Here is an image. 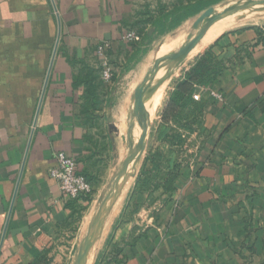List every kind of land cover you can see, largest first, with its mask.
<instances>
[{"label": "crops", "instance_id": "obj_1", "mask_svg": "<svg viewBox=\"0 0 264 264\" xmlns=\"http://www.w3.org/2000/svg\"><path fill=\"white\" fill-rule=\"evenodd\" d=\"M138 8L137 0H0V264H32L33 250L48 252L50 264L76 263L94 208L65 195L50 171L65 152L94 202L110 186L111 146L120 125L134 122L136 95L125 82L163 37L149 25L150 41L126 40ZM213 52L223 70L197 90L196 163L157 215L113 207L87 264H264V26L223 36ZM92 86L103 139L84 115Z\"/></svg>", "mask_w": 264, "mask_h": 264}, {"label": "rangeland", "instance_id": "obj_2", "mask_svg": "<svg viewBox=\"0 0 264 264\" xmlns=\"http://www.w3.org/2000/svg\"><path fill=\"white\" fill-rule=\"evenodd\" d=\"M188 1L191 0H137L139 8L136 13V21L144 22L145 20H149L150 17L155 16L161 10H171L177 5L187 3ZM243 1L260 2L264 0H219L197 16L188 19V22L186 21L187 23H184L176 31L168 33L167 36L156 38V42L150 47V51L152 52L147 60V68L144 69L142 73L138 72L132 79H128L125 82V84L129 83L134 87L133 96L137 94L139 85L143 83L147 74L155 68L160 57L168 54L167 52L170 54L174 53V55L178 54L179 50L197 36L200 30L204 26H207L214 17L234 8L237 3L243 4ZM210 8L214 9V13L207 16L200 26L195 29L194 24L198 18ZM221 23L220 25L210 27L203 37L204 41L208 43V47L200 55L192 59L187 58L186 61L168 77L167 75L176 63V59H170L161 67L159 75H157L159 77L157 80L159 81L164 77H166V79L163 82L155 84L148 93L149 103L144 114H139L140 118L136 117L134 107L131 116L128 117L129 121L134 120V122L120 125V133L116 137V146H111V153L116 155L117 173L110 186L106 189L105 194H103L97 202H94L93 199V202H91L92 204L89 203L94 208V211L92 209L90 216L84 221L82 230L83 239L87 234L92 220L102 210V203L115 191V178L125 158L135 151L144 127L147 128V134L141 145L138 156L133 161L137 166V175L134 178H129L130 180H128V182H130V188L123 190V195H121L122 198H119V202L116 204L117 208L114 209L117 210V212L122 207H125L130 215L143 209L148 211L151 210L152 216L157 215L161 208V204L170 196L167 195L168 192L166 191L168 181L173 179L175 184L177 182L179 184L180 180L183 178L182 174L188 172V167L193 164L195 159L197 160V137L194 139L192 135L199 134L202 122L201 119H192L193 115L197 113L196 108H194L196 106L181 112L185 120L181 123H176L173 119H170L169 122H163V112L166 104L169 102L171 94L178 82L184 78L197 59L207 49L213 48L220 38L235 31L264 26V5L253 6L251 9L235 13L227 17V19ZM140 27L142 26L139 25L137 28L140 30ZM175 35L177 36L174 37ZM171 36L175 39V43L167 45V41L165 42V40L168 37V39H170L168 43L174 42ZM158 95L160 98L159 102L157 101ZM187 125L189 128H186ZM96 128L98 129V137L103 139V134L108 132V126L105 127V124L98 123ZM126 134L129 138L125 137V139H123L122 136ZM181 175L182 178L180 177ZM118 180H120V178ZM112 199L113 198H111V200ZM94 205L96 207H94ZM112 211L113 209H111L110 212ZM79 215L82 217L85 214Z\"/></svg>", "mask_w": 264, "mask_h": 264}, {"label": "trees", "instance_id": "obj_3", "mask_svg": "<svg viewBox=\"0 0 264 264\" xmlns=\"http://www.w3.org/2000/svg\"><path fill=\"white\" fill-rule=\"evenodd\" d=\"M219 0H191L187 3H182L177 5L171 10H161L155 16L145 20L144 22H134V28L137 30L135 32L139 38L143 40L150 41L152 36L147 30L149 25L155 28V33L159 36H164L173 30L180 27L188 19L197 16L201 12L205 11L210 5L218 2ZM141 25L139 30L137 27ZM223 70V65L218 61L217 56L213 52V48L207 49L195 62L193 67L186 73L184 78L178 82L173 93L171 94L169 102L163 112V122H169L173 119L176 123H181L185 119L182 117L181 112L186 109H191L197 104V101L193 98L194 94L199 88H208L213 83L217 81V78ZM95 78V77H94ZM95 80V79H94ZM94 80H91L94 81ZM97 88L92 86L89 91V99H92L93 104L91 106L87 105L84 109V115L86 117L87 125L92 128L97 127L100 123L94 117V110L96 109L97 101ZM196 115H193L192 119H201L203 115V108L201 106H196ZM195 111V112H196ZM186 128H189L187 125ZM196 159L193 163H196ZM188 172L182 174L183 178L187 176ZM182 175L180 176L182 178ZM182 178V179H183ZM181 179V180H182ZM181 180L175 184L173 179L168 181L167 192L172 195L181 185ZM93 194H89L81 197L80 199L86 203H91L93 201ZM81 214V210L79 211ZM34 261L32 264H50L48 258V252L32 251Z\"/></svg>", "mask_w": 264, "mask_h": 264}, {"label": "water", "instance_id": "obj_4", "mask_svg": "<svg viewBox=\"0 0 264 264\" xmlns=\"http://www.w3.org/2000/svg\"><path fill=\"white\" fill-rule=\"evenodd\" d=\"M258 5H264V1L260 2H245L243 1V5L240 9L238 10H229L227 12H224L216 17H214L208 24L207 26H204L200 32L195 36L191 41H189L186 45H184L178 52V54H165L162 57L159 58V61L156 63V66L153 70H151L145 80L143 81L142 84L139 85L137 89V94H136V104H135V111L136 115L139 117V114L143 115L146 108H148V103H149V92L151 91L152 87L155 84H158L160 82H163L166 77L160 79L159 81L157 80V75L159 73V70L163 65H165L170 59L175 58L176 63L174 66L171 68L169 74L167 77L175 72L188 58L189 54L194 50V48L201 42L207 31L209 30L210 27H212L214 24L217 22L230 17L234 15L235 13H238L240 11H245L248 9L253 8V6H258ZM214 13V9L210 8L208 9L204 14H202L196 23L194 24V28H198L200 24L203 22V20ZM115 126H112L113 129ZM147 134V128L144 127L142 129V134L139 137L138 145L133 153H131L129 156L125 158V160L122 163V167L119 170L118 175L115 178L114 185L115 191L113 192L110 197L104 200L102 203V210L94 217L92 220L91 224L89 225L87 234L85 238L82 240L79 248V253L77 255L76 263L75 264H87L88 260L91 256V247L93 246V243L96 239V233L98 230H100L102 224L106 220L107 216L109 215V212L115 205L117 204L122 192L124 186L127 184L129 178L131 177H136L137 175V170H136V163L133 162L134 159L139 154L141 145L143 144V141L145 140ZM125 139V138H124ZM120 178V180H118ZM113 183V184H114ZM111 198H113L111 200Z\"/></svg>", "mask_w": 264, "mask_h": 264}, {"label": "built area", "instance_id": "obj_5", "mask_svg": "<svg viewBox=\"0 0 264 264\" xmlns=\"http://www.w3.org/2000/svg\"><path fill=\"white\" fill-rule=\"evenodd\" d=\"M139 36L132 32L126 36L128 41H137ZM103 80H112V72L108 63L103 64ZM200 91L205 88H199ZM211 96L220 102L224 101V96L218 92H211ZM196 101L201 99L200 93L196 92L193 96ZM50 176L60 186L62 192L71 199H80L83 196L92 194L94 188L89 180L79 172L76 160L68 156L65 152L57 154V165L50 171Z\"/></svg>", "mask_w": 264, "mask_h": 264}, {"label": "bare ground", "instance_id": "obj_6", "mask_svg": "<svg viewBox=\"0 0 264 264\" xmlns=\"http://www.w3.org/2000/svg\"><path fill=\"white\" fill-rule=\"evenodd\" d=\"M241 3V2H240ZM242 5L243 4H239V3H237L236 5H235V7L234 8H231L230 10H238V9H240L241 7H242ZM241 6V7H240ZM209 18V17H208ZM227 18H225V19H223V20H221V21H219V22H217L216 24H214L213 26H217V25H220V24H222L221 22H223L224 20H226ZM212 26V27H213ZM203 27V26H202ZM189 37V36H188ZM187 37V38H188ZM207 46H208V43L207 42H205L204 41V39H202L201 40V42L194 48V50L189 54V56H188V59H192V58H194L195 56H197V55H199V54H201L206 48H207ZM172 54H174V53H172ZM164 68V67H163ZM168 69V68H167ZM161 70V69H160ZM159 70V71H160ZM158 75H159V73H158ZM157 78H159L158 76H157ZM137 167V166H136ZM130 180V179H129ZM130 186V182H127V184L124 186V188H123V190H127L128 188H130L129 187Z\"/></svg>", "mask_w": 264, "mask_h": 264}]
</instances>
